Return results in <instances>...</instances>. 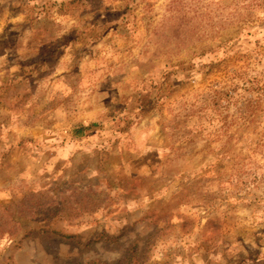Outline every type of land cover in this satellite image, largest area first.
<instances>
[{
	"label": "rangeland",
	"instance_id": "obj_1",
	"mask_svg": "<svg viewBox=\"0 0 264 264\" xmlns=\"http://www.w3.org/2000/svg\"><path fill=\"white\" fill-rule=\"evenodd\" d=\"M0 215V264H264V0H0Z\"/></svg>",
	"mask_w": 264,
	"mask_h": 264
},
{
	"label": "trees",
	"instance_id": "obj_2",
	"mask_svg": "<svg viewBox=\"0 0 264 264\" xmlns=\"http://www.w3.org/2000/svg\"><path fill=\"white\" fill-rule=\"evenodd\" d=\"M85 130H86V128L81 127L79 129L75 130L74 134H75V136L80 137L84 134ZM52 206L53 205H51L50 207H47L45 204L41 203L40 199H37L34 201H28V200L21 201V203L19 204L18 207L20 208V212L23 215L24 214L30 215L28 217H30L31 218L30 220L34 223L41 222V221H48V220L53 219V218L68 220L71 217L76 215L75 214L76 209L74 208L75 207L74 203L72 206L64 208L65 210L62 208V206H58V205H56L55 207H52ZM80 207H81L82 211H86L85 205L80 206ZM88 211H90V210H88ZM35 215L38 218H35ZM11 219L12 218L10 216L7 217V219H5V218L2 219V216L0 215V236L6 235L7 237H13L12 235H14V233L11 231V226H10L12 224L13 220H11ZM22 219L28 220V218H24V217ZM129 259H128V262H131L132 258H129Z\"/></svg>",
	"mask_w": 264,
	"mask_h": 264
}]
</instances>
